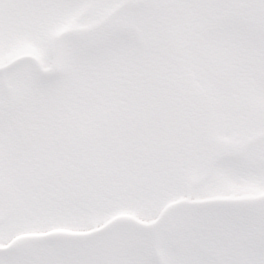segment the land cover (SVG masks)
<instances>
[{"label": "snow or ice", "instance_id": "6c2138e0", "mask_svg": "<svg viewBox=\"0 0 264 264\" xmlns=\"http://www.w3.org/2000/svg\"><path fill=\"white\" fill-rule=\"evenodd\" d=\"M0 264H264V0H0Z\"/></svg>", "mask_w": 264, "mask_h": 264}]
</instances>
